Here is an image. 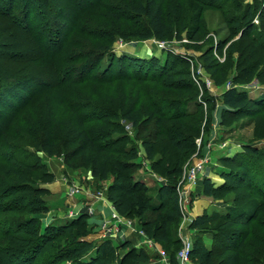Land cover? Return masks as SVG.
Masks as SVG:
<instances>
[{
    "label": "rangeland",
    "instance_id": "1",
    "mask_svg": "<svg viewBox=\"0 0 264 264\" xmlns=\"http://www.w3.org/2000/svg\"><path fill=\"white\" fill-rule=\"evenodd\" d=\"M156 1L173 23V34L162 41L164 48L158 47L155 38L133 35L145 18L135 15L132 7L146 0H43L35 7L12 0L14 14L30 31L13 25L5 14L6 4L0 2V78H34L7 93L12 107L0 102V264L53 263L49 251L37 256V250H31L33 239L27 230L34 226L17 231L14 222L31 216L39 219L42 230L47 219L64 218L71 223L84 216L74 229L84 239L99 243L105 239L102 232H107L113 244H130L133 252L125 264H161L160 251L171 259L174 250L178 254L182 249L184 239L193 245L199 238L209 247H219L214 233H222L229 225L215 219L193 228L190 214L213 216L250 199L261 200L264 163L246 169L227 159L243 152L246 144L264 150V106L252 104L243 112H227L223 94L238 87L254 98L264 97V43L240 32L249 7L256 13L253 24L263 27L264 0ZM202 2H206L202 31L191 40L186 29L195 6ZM108 48L148 62L131 67L125 61H100V54ZM208 50L228 74L223 84L204 67L202 56ZM153 58L166 65L165 72L153 67ZM177 80L183 81L181 85ZM15 106V121L5 131L2 120ZM126 111L137 123L126 119ZM48 138L52 142L47 151L35 146ZM87 138L99 144L111 142L114 152L135 149L138 156L131 173L149 188L155 206H161L160 188L177 184L187 212V218L173 226L178 245L169 250L150 238L137 216H123L124 223L118 225L112 213L95 221L99 220L93 208L96 201L114 207L109 194L115 178L111 174L100 180L92 175L93 154L87 150ZM173 138L186 142L184 150L172 144ZM146 140L154 146V160L147 156ZM203 159L205 167L198 182L208 177L223 184L217 197L205 195L200 188L191 191L187 173ZM179 162L182 166L176 172ZM227 171H232L230 177ZM253 180L254 188L249 185ZM58 185L66 189L59 191ZM42 203L48 212L33 213V206ZM155 216L151 213L148 218ZM262 217L251 226L248 242L254 248L264 247ZM124 226L133 229L124 233ZM237 230L246 232L242 225ZM26 247L29 252H24ZM126 252L121 249L120 255ZM190 263L196 264L192 259Z\"/></svg>",
    "mask_w": 264,
    "mask_h": 264
},
{
    "label": "trees",
    "instance_id": "2",
    "mask_svg": "<svg viewBox=\"0 0 264 264\" xmlns=\"http://www.w3.org/2000/svg\"><path fill=\"white\" fill-rule=\"evenodd\" d=\"M11 1L0 0V2L6 4L4 7L6 10L5 14L11 18L13 25L17 27L21 26L26 31H30V26L23 25L19 17L14 14V6L12 7L13 4H11ZM42 1L23 0L25 4L29 3L31 7L39 6ZM202 3L195 6V14L191 17L189 29H186V36L191 40H195L202 31V17L205 10L204 3L206 2ZM247 11L248 16L240 24V32L244 31V37L252 36L257 42L264 43V25L262 24L263 27L261 26L259 28L253 24L256 16L255 10L249 7ZM132 12L140 18H145V21L142 22V26L140 27V31L133 34L135 37L143 40L155 38L158 41H164L173 34V23L168 22L163 7L156 0H146L144 3L139 2L135 4L132 7ZM261 18L264 22V16ZM124 37L126 36L124 35ZM178 38L182 39L183 36L180 35ZM106 58L112 60L113 63L116 60L119 63L125 61L131 67L138 63L146 64L148 62L136 56H129L124 50L116 53L113 51V48H108L100 54V61ZM202 58L206 71L217 80L218 84H223L228 74L225 71L223 72L212 51L208 50L204 52ZM151 63L155 69H159L162 72L166 71V65L157 58H153ZM169 75H172V73ZM33 79L28 75L16 78H0V102L5 101V104L13 105L14 102H10L11 98L9 96L7 97V93L17 85ZM152 79H154V76H152ZM181 82L183 81L177 80L178 85H181ZM223 103L225 111L238 113L245 111L252 104L255 106H264V97L254 98L247 90L234 87L228 89L223 94ZM17 108V106L13 107L14 110L9 112V115L2 120L3 123L1 126H3L2 129L5 131L12 127L16 118ZM124 116L126 119H132L134 123H137L132 117L131 112L126 111ZM51 139L48 138V141L37 142L35 146L43 147L47 151L52 142ZM87 141V150H90L93 154L91 159L92 175L96 179L107 180L111 174H114L115 180L110 187L109 199L115 209L122 216H137L149 237L163 243L169 250L178 245L180 241L173 237V226L182 219L183 215L177 194V184L161 187V206H155L148 196L149 188L138 181L131 173V170L135 167L133 161L138 156V152L135 149H123L117 151L120 153L117 154L116 151L114 152L112 150L110 146L111 142H101L99 144L90 138H87ZM171 141L177 149L184 150L186 142L182 144L176 138H173ZM144 147L148 158L154 160L155 149L153 144L146 140L144 141ZM242 155L249 156L253 161H244ZM227 160L230 164L238 163L239 167L250 169L256 166V164L263 165L264 150H260L254 144H246L243 152L237 153ZM181 166L182 163L179 162L175 171H179ZM226 174L230 177L232 171H227ZM253 182L254 180L249 185L254 188L255 183ZM223 186V184H217L212 179L206 177L203 184V193L207 196L217 197L218 192ZM259 194L261 195V200L250 199L242 206L228 208L225 213L218 215L216 213L213 216L203 215L192 221L193 228H200L215 219H222L229 225L222 230V233H214L213 239H216L220 243L219 247H209L203 239L197 238L195 240V243L191 247L190 257L196 264H264V247L254 248L248 242V239L251 237L252 224L262 217L264 213V192L261 191ZM32 211L33 213L48 212V208L42 203L41 206H33ZM151 213H156V216L148 218V215ZM83 217L65 225L50 224L45 227V230L40 228L39 219L32 216L14 223H16L18 232L27 229L29 225L35 227L34 230H27V232L30 231V234H32L31 239L33 241L29 242L30 247H32L31 250H37V256L42 252L49 251L54 259L52 264H62L64 262H70L71 264H116L118 261H121L120 264H125L124 261L127 256L133 252V250L129 249L130 244L124 242L120 245H115L109 238L99 243L84 239L83 236L74 231L75 227L79 224L78 222ZM262 219V223L264 224V216ZM240 225L243 226V229H246L245 233L237 230V227ZM65 237H68V240L63 242ZM260 245L262 244L260 243ZM28 249L29 247L24 248V252H29ZM121 249L127 250L126 255H120ZM140 254L143 257V261L146 262L147 256L142 251ZM170 255L172 264H180L177 260L175 250ZM139 263V261H136L134 264Z\"/></svg>",
    "mask_w": 264,
    "mask_h": 264
},
{
    "label": "built area",
    "instance_id": "3",
    "mask_svg": "<svg viewBox=\"0 0 264 264\" xmlns=\"http://www.w3.org/2000/svg\"><path fill=\"white\" fill-rule=\"evenodd\" d=\"M157 45L159 48H164V42L162 41H157ZM204 164H205V160L203 159L197 162L196 165L189 170V172L187 173L189 185L194 186L198 183V179H199L198 176L200 175L201 172H203V169L205 167ZM182 199L183 197L181 196L179 202L182 210V215L186 219L187 212H184L183 210V202L181 201ZM91 210L92 209H90V211ZM112 218L115 220V223H117V225L124 223L123 216L115 209V207H112ZM191 247L192 244L189 242V240L184 239L183 247L177 254V260L180 262V264H188L189 261L191 260L190 257ZM160 256H161V264H172L170 257H168L163 251H160Z\"/></svg>",
    "mask_w": 264,
    "mask_h": 264
},
{
    "label": "crops",
    "instance_id": "4",
    "mask_svg": "<svg viewBox=\"0 0 264 264\" xmlns=\"http://www.w3.org/2000/svg\"><path fill=\"white\" fill-rule=\"evenodd\" d=\"M205 178L206 177L200 178L199 182L196 185L192 186L191 191H195V189H199V188H200V190H202L203 189V184H204V179ZM216 183L217 184H221L220 182H216ZM56 189L59 190V191H61L62 189H66V188H63V186L58 185V186H56ZM64 193H65V191H64ZM68 199H74V198H68ZM93 208H94L95 211L98 212L97 217H99L101 215H107V214L110 215V213H112V206H111V204L109 202L96 201V203L93 206ZM87 209H86V211H87ZM82 210L84 211V209H82ZM196 217H198V216L197 215L195 216L194 213L190 214V220H189V221H191L190 223H192V221ZM95 221L96 222L101 221V217H99V220L97 218V220H95ZM67 223H68V221H64V218H62L61 220L60 219L59 220L58 219L57 220H55V219L48 220L47 219V221L45 222V227L48 226V225H50V224H53V225H65ZM131 229H133V228H130L128 226H124V233H127V232L129 233V231L131 232ZM99 231H100V229H99ZM97 233H100V232H97ZM102 236L106 239V236H109V234H107V232H102ZM111 236H114V235L112 234ZM125 240H126V238H125ZM190 264H193V263H190Z\"/></svg>",
    "mask_w": 264,
    "mask_h": 264
}]
</instances>
